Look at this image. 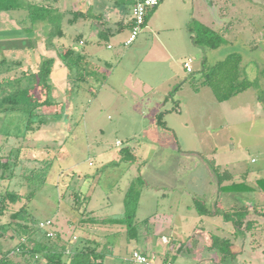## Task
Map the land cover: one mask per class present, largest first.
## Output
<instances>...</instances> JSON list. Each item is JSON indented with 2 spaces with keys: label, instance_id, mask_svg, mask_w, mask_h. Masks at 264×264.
<instances>
[{
  "label": "rangeland",
  "instance_id": "obj_1",
  "mask_svg": "<svg viewBox=\"0 0 264 264\" xmlns=\"http://www.w3.org/2000/svg\"><path fill=\"white\" fill-rule=\"evenodd\" d=\"M39 1L65 12L62 30L68 35L64 39L72 36L74 42L75 35L71 34L72 28L67 25L73 17L70 10L67 11V1ZM108 1L111 6L115 3V0ZM162 2L158 12L154 13L157 6L148 10V22L132 44H121L131 36V28L126 26L110 37L109 42L114 45V49L107 48V39L99 45V50L106 54L113 53L115 59L110 60L111 66L96 69V76L88 78V83H93L91 87L82 84L87 90L82 94L83 107L75 120L71 121L68 130L55 124L46 127L38 118L28 123L24 113L18 110L0 112V130L4 131L0 132V156L11 157V171L7 173L10 177L0 178V199L7 188L28 193L29 186L34 185L26 175L34 174L32 170L38 172L37 180L45 176L44 184L29 202L30 210L39 220V225L48 220L53 224V228L49 224L43 229L49 227L52 233L59 231L65 237L63 241L69 240L63 264L69 263L73 249L80 241V230L82 233L93 235L96 232L106 236L101 248L105 253L104 258L98 260L102 264H126L122 257L134 248H141L136 240L124 242L126 232L120 225H88L80 222L88 216L97 219L123 216L122 195L130 178H137L140 202L135 220L141 221L139 229L144 231L147 229L144 222L146 218L156 211L163 212L172 207L180 211L183 218L186 217L184 224L188 229L195 221L193 215L198 216L193 196H188L189 192H200L197 197L209 202L216 190L214 201L217 200V178L210 166L212 162L215 168L232 173L236 181L244 180L243 174L247 171L260 170V175L264 176V98L261 99L264 93V77H261L264 69V0ZM74 7L75 4H69V9L73 10ZM171 16L174 20L183 17L187 21L188 27L183 29L186 40L180 36L179 42L166 38L170 49L165 51L153 32L156 33V29L160 28V38L165 42L167 30H161V27ZM46 23L40 22L36 26L41 37H45L43 26L48 27ZM80 23L81 20L72 27L75 29ZM202 24L222 36L220 46L203 48L193 42L192 35ZM31 26L26 9L0 13V30L27 28L24 34H14L17 37L14 42L19 46L31 42L39 44L38 36L30 37ZM190 27L194 29L193 32ZM56 28L52 24L50 30L55 33ZM179 31L174 28L171 33ZM63 35L57 34L55 40L58 41ZM10 44L5 43L8 47ZM23 51L21 48L20 52L11 53L0 42V82L5 77L9 78V81L1 83L0 94L14 91L18 86L37 85L38 91L46 90L42 79L35 74L39 73L41 60L55 56L56 52L52 49L44 57L41 54L38 62L39 58L34 59L32 49L28 53ZM234 52L243 56V75L253 80L261 77V86L249 88L225 102H218L211 87L203 84L204 62L209 67ZM58 53L61 54V51L58 50ZM17 57L23 61L21 65L13 63L18 61ZM188 59H191V72L184 66ZM2 60L6 62L2 63ZM57 63L55 60L53 66ZM73 70L70 75L62 71L53 74L50 79H61V76L67 75L63 86L67 88L72 84L76 87V70ZM25 72L31 75L17 79ZM125 78L133 83L135 92H143L138 101H135L133 93L122 86L116 87L115 93L111 92L108 84L99 96L103 85L96 79H114L115 84L119 85ZM57 92L61 97L62 93ZM8 105L5 103L4 107ZM159 119L167 121L169 127L159 124ZM28 124L32 126L29 130ZM125 148L135 154L136 162H132L130 157L125 158ZM17 156L19 160L16 164ZM146 165L148 170L145 171L143 166ZM99 167L103 169L98 171ZM207 177L213 183L210 194ZM247 181L251 182L250 179ZM76 191L85 194L94 192L92 201L87 204L90 215L79 214L85 204L75 198ZM226 195H229L227 202ZM255 198L264 200L259 192L223 193L218 208L226 209L225 203L228 209L242 206L253 202ZM26 201L24 198L17 204L10 203V206L19 208ZM12 208L6 210L1 223L10 221ZM260 220L259 227H245L244 234L236 232L231 222L222 230L216 227L219 223H225L223 217L216 218L213 222L215 225L208 223L213 225L212 230L217 235L231 239L238 251L235 258L226 259L220 264H264V217H260ZM76 227L81 229H77V232ZM42 230L33 237L47 241ZM17 235L13 228L9 229L0 237V250L7 252L14 248L19 241ZM158 239L162 248L150 251L156 255L157 261L170 259L173 264H204L189 255H173L174 251L167 259L162 250L169 248L170 243L163 242L161 237ZM55 245L60 247V244ZM29 246L32 247L31 243ZM38 256L39 263L45 264V257L42 254ZM12 258L20 261L27 259L23 255H14Z\"/></svg>",
  "mask_w": 264,
  "mask_h": 264
},
{
  "label": "trees",
  "instance_id": "obj_2",
  "mask_svg": "<svg viewBox=\"0 0 264 264\" xmlns=\"http://www.w3.org/2000/svg\"><path fill=\"white\" fill-rule=\"evenodd\" d=\"M156 7V6H155ZM26 9L28 11V18L31 20L32 25L29 27L30 37H34L32 31L40 22H47V26L44 29L49 30L52 24L57 26L55 33L53 30L51 31V38H55L57 34L63 35L64 32L62 30V20L65 12L61 11L58 7H55L51 4L41 3L39 0H0V13H8L15 10ZM70 13L73 14V17L69 20L71 23L77 21L80 17L90 18V17H101V15H95L92 11H81L76 9H68ZM149 12L146 16L145 25L148 22ZM230 27V24H229ZM27 28H15V30H6L5 37L0 38V42L4 44V48L10 49L12 52H20L22 48L23 52H30V50L36 45L35 42H31L27 45H17L14 41H16V34H24V31ZM190 31H194L190 27ZM13 34V35H12ZM49 40L51 39L49 36L47 37ZM193 42L201 46L203 48H216L222 44V36L218 34L212 28L202 24L199 29L196 31L195 35H192ZM48 41V40H47ZM5 43H11L8 47ZM15 43V44H14ZM7 46V47H6ZM4 50V49H3ZM29 50V51H28ZM7 51V50H5ZM62 57L64 61L72 68H77L80 71L78 72L77 80H82L83 78L88 79L91 76H96L95 69L89 65V63L83 59V57L79 54L78 51L74 47H64L62 49ZM42 64L39 70L38 78H41L44 84V91H38L37 85H33L32 87H19L14 91L9 93H1L0 94V112H11V111H19L24 113L26 116V120L28 123H32L35 119H40V123L43 122L42 118L44 116H52V117H64L66 111V104L63 101H57L53 96V84L51 83V73L53 71V65L55 59L52 57L43 58ZM2 63L6 62V60H2ZM242 62L243 56L240 53L234 52L228 54L224 59L219 60L212 66H206L204 62L203 66V84L211 87L214 96L218 102H224L234 97L235 95L249 89V88H259L261 86L260 78L264 77V69L261 71V77H257L256 79H250L247 76H244L242 73ZM15 64H22V61H13ZM81 66V67H78ZM85 70V71H84ZM30 73H24L22 76L17 79H22L24 76H28ZM84 74V75H83ZM31 75V74H30ZM7 79V80H6ZM8 77H5L4 81H9ZM99 80V79H96ZM105 80V79H101ZM21 82V81H20ZM2 83V82H1ZM0 83V84H1ZM2 95V96H1ZM264 98V93L261 96ZM9 104L4 107V105ZM159 124H162L164 127L168 128L167 122L163 120H158ZM31 125H27V130L31 129ZM39 129V126L37 127ZM126 150V151H125ZM128 150V151H127ZM124 155L127 154V157L131 158L132 162H136V157L133 152H130L128 148L124 149ZM130 155V156H129ZM18 156L17 162L18 163ZM212 170L217 178V186L218 192L222 191H243L249 190L251 188L245 180L236 181L235 177L228 170H220L215 168L213 162L210 163ZM8 171H11V157L10 156H0V178H8ZM34 174L24 173L29 182H32L34 185L29 186V191L26 194H23L19 191L7 188L5 193L2 194L0 199V237H2L9 229L13 228L19 237V241L17 245L9 249L7 252H3L0 250V264H40V259L38 254H42L45 259V264H63V257L67 253L68 241H63L65 238L63 234L59 231H50L48 227L47 230L43 229L41 225H39V220L30 210L29 202L34 199L37 195V191L42 187L45 182V176L38 177L37 180V171H34ZM247 174L244 173V175ZM12 175V174H11ZM136 179L134 178L128 188L125 197H124V213L121 217L115 218H104L97 219L88 216L87 219H81V224L88 225H120L125 229L126 237L129 240L139 239L140 238V229L139 224L141 221H136V212L139 205L140 200V191L136 188ZM259 187L264 190V177L258 178L257 180ZM75 198L80 202H84L85 208L80 211V215H90L89 211H87V204L90 202L91 195L82 193L81 191L74 192ZM81 197V198H80ZM26 198V203L23 204L19 208H12L10 203L17 204L23 199ZM194 206L198 210L201 215L207 216H216L222 215L223 219L227 222H231L235 228L236 232L243 231L244 228H251V220H246L247 216L250 213V210L247 206L244 207H234L229 209L221 210L218 208V204L216 203L214 206H208L206 202L202 199L196 198L194 201ZM11 209L10 221L6 224L1 223L2 216L6 213V210ZM144 222H147L145 219ZM53 228V224L50 225ZM83 226V225H82ZM80 226V227H82ZM80 227H76L75 231L81 229ZM43 229V230H42ZM44 231L45 238L47 241H42L33 237L38 231ZM77 231V232H78ZM80 234V243L78 242L74 249L73 254L69 260L68 264H102L105 253L103 252L102 244L104 243L103 239L95 238V236L89 233ZM53 237V238H52ZM22 239H25L23 242ZM53 239V241H52ZM63 241V243L61 242ZM31 243L32 247L29 246ZM56 244H60L58 248ZM17 248H20L19 251ZM211 249L217 250L220 255L222 261L226 259L235 258L238 254V251L235 250L234 242L226 237H221L217 234L211 235ZM13 254V255H11ZM14 255H23L27 259L26 260H15L12 257ZM38 257H37V256ZM66 264V263H65Z\"/></svg>",
  "mask_w": 264,
  "mask_h": 264
},
{
  "label": "crops",
  "instance_id": "obj_3",
  "mask_svg": "<svg viewBox=\"0 0 264 264\" xmlns=\"http://www.w3.org/2000/svg\"><path fill=\"white\" fill-rule=\"evenodd\" d=\"M66 1H67L66 3L68 4L67 10L69 9V4L70 5L75 4L74 8L76 10L92 11L93 14L101 15V17H96V16L90 17V18L80 17L77 21L73 23L71 22L68 23L67 25H70L71 26L70 28H72L70 30L71 34L75 35L74 42L72 41L73 40L72 36H70V39H67V40L64 39L65 37H67L68 32L66 33L64 32V35L59 38L58 40L59 43H58V41H56L55 38L53 39L51 38L50 40L47 38L48 36L50 37L52 35L51 33L52 30L48 32L50 28H48L49 30L47 29L44 30L45 37L44 36L41 37L40 32H38L36 28H34V30L32 31V34L33 36H38L39 41H40V42L38 41L39 44H36L32 48L31 53L34 55V59L37 60L41 54H42V57H44L45 54L52 52V49H54V51L56 52V55L53 56L52 58H54L58 63L53 68L51 77L53 74H57L62 71H67V73L70 75V73H73L72 72L74 71L73 69L76 70L75 72L77 76L78 72L80 71L77 68L70 67L64 61L62 57L61 49H63L64 47H69V46L74 47L76 51H78L79 54L83 57V59L86 60L89 63V65L93 67L95 70L99 68H104V66H107V67L111 66L112 63L110 60L115 59L113 53L106 54L103 50L101 49L99 50V45L104 40L107 39L108 40L107 48L109 50L114 49V45H112L109 42L110 37L112 35H115L116 32L123 30L126 26H129L131 28L132 26L131 8H132L134 1L133 0H115L114 5H112L113 7L110 5L108 0L107 1L106 0H66ZM122 4L127 5V7H124L125 5L123 6ZM162 4L163 2L162 3L160 2V4L157 5L156 9L154 10L155 11L154 13L158 12ZM80 20H81V23L79 27H76L74 29L72 25H74V23L76 24V22ZM175 20H174V17L172 18L171 16L169 19H167L164 22V25L161 27L162 28L161 30H167V35L165 36V42L160 38V34H161L159 30L160 28L156 29V33L152 31L153 35L160 39L161 41L160 46L162 47L163 45L165 51H169L170 49L169 46L166 44L168 43L166 42V38H168L169 41L170 39H172L175 42H179L178 38L180 36V38H184L186 40V35L184 34L183 29H186L188 27L187 21L184 20L183 17L176 18ZM174 28L180 29L179 33H176V34L171 33ZM5 31L6 30L4 29L0 30V38L5 37V34H4ZM126 41L127 39L121 42V44L123 43L125 45ZM58 50L61 51V54L58 53ZM1 51L4 52L5 50L1 49ZM19 58L20 57H17L18 62L19 60H21ZM40 60L41 58H39L38 62ZM119 63H121V61ZM18 65H21V64H18ZM78 67H81V66H78ZM66 77L68 76L67 75L61 76V79H55V80L51 79V83L54 86L52 94L57 101L65 102L66 111H65V114L63 115L64 117L57 118V117H52V116H44L42 120H43V125L46 127L55 124L59 127H63L65 130H68L69 127H71V121L75 120V118L80 114L79 111L81 107H83L82 94L86 93L87 90H86V87H82V84H84L85 86H90V87L93 85L91 81L90 82L92 84H89L88 79L83 78L82 80H79V82L78 80H76L77 82L75 83L76 87L72 86V84H69V86L65 88L62 83L65 82ZM1 82H3V80ZM98 82L102 83L103 85L102 88L100 89L99 96L101 95V93L103 92L107 84L110 86L111 92H114V93L116 91L115 90L116 87L118 88L122 86L124 90H127L130 93H133L132 95L135 98V101H138L143 95V92L134 91L135 88H134L133 83L130 81V79L125 78L121 80L119 85L115 84L114 79H105L104 81L99 79ZM0 86L2 85L0 84ZM136 87L138 86L136 85ZM57 91L62 93L61 97H59L58 95L59 93ZM76 110H78V113ZM1 131L2 130H0V132ZM100 169H103V168L99 167L98 171H100ZM143 169L145 171L148 170L147 165L143 166ZM260 172H261L260 170H258L257 172L247 171V174L245 175L243 174L245 182L251 186L249 190L218 192V189H217V200L216 201H214V196H215L214 193L216 192V190L211 194V199L209 200V202H207L204 199L202 200H204L206 204L211 207V206H214L216 203L217 204L219 203L220 196H222L223 193L234 194V193H245V192H259L260 194L264 196V190H262L259 187L258 182H257L258 178L264 177L260 175ZM85 176L87 177L88 173H86ZM207 178H208V182H207L208 190L210 194L211 191H213V183L209 177ZM133 179L134 177L130 178V182H128L127 188L123 192V195H122L123 206H124L125 194L128 188L130 187V184L133 181ZM248 179H250L251 182L250 181L248 182L247 181ZM199 194L200 192H197V191H195L194 194H192V192H189L188 196L192 195L193 200L195 201L196 198H199L197 197ZM90 195H91V199H90V202H91L94 196V192H92V194ZM228 196L229 195H226V202L228 201ZM107 204L109 203L107 202ZM225 205H226V209H228L229 207L228 204L225 203ZM244 206H247L250 210V213L247 216L246 220L252 221L251 228L255 229L256 227H259L261 223L260 217H264V200L260 201L259 198H255L253 202L245 203L242 206H237V207H244ZM179 212L180 211H177L175 208L172 207L171 210H167L163 212L156 211L155 214L146 218L147 219V222H146L147 229L144 231H140L141 235L139 239H133L137 241V244L140 245L141 248H134V249L142 250L144 252H147L150 255L154 254L153 252H150V251L151 250L155 251L159 248H162V246L159 243V239H158V237H161L163 242L170 243L169 248L162 250L163 253H165L164 256H166L167 259H169L168 257L169 254L174 251L173 255L175 253L179 256L189 255L192 259L202 261L204 264H220L222 262L220 253L215 249H211L210 245H211L212 233L216 234L212 230L213 225H215L213 224V222H215L216 218L222 217V215H216V216L201 215L196 209V213L198 214V216L193 215V219L195 221H193L187 229L186 228L187 225L185 226L184 224L186 217L183 218L179 214ZM112 218H115V217H112ZM99 219H103V217H100ZM209 222H211L213 225H209L208 224ZM229 223L230 222L225 221L224 224L219 223L217 224L218 226L216 227L222 230L226 226H228ZM240 232L244 234L243 231H240ZM93 236H97L101 240L106 237L96 232L93 233ZM130 241L131 240L127 239L126 237V240L124 242L129 243ZM134 249H132L131 251H133ZM131 251L127 254V256L122 257V259L125 260L126 263L128 262V258L131 255ZM172 264H173V261H172Z\"/></svg>",
  "mask_w": 264,
  "mask_h": 264
},
{
  "label": "built area",
  "instance_id": "obj_4",
  "mask_svg": "<svg viewBox=\"0 0 264 264\" xmlns=\"http://www.w3.org/2000/svg\"><path fill=\"white\" fill-rule=\"evenodd\" d=\"M133 5L131 8V36L125 42V45H130L134 42L138 34L141 32L142 28L145 26L146 16L148 10L160 4L161 0H133ZM184 66L187 71H192L191 59L184 62ZM50 221L41 222L40 225H49ZM24 242L25 239H22ZM20 248H17L19 251ZM126 264H172L170 260L157 261L154 254H148L142 250L134 249L128 258Z\"/></svg>",
  "mask_w": 264,
  "mask_h": 264
}]
</instances>
